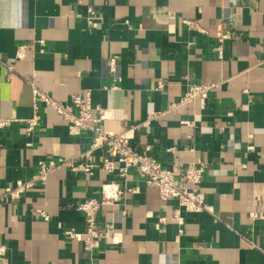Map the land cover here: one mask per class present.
I'll return each instance as SVG.
<instances>
[{"label":"crops","instance_id":"0c3cea01","mask_svg":"<svg viewBox=\"0 0 264 264\" xmlns=\"http://www.w3.org/2000/svg\"><path fill=\"white\" fill-rule=\"evenodd\" d=\"M222 32L232 37L218 58ZM263 55L264 0H0V116L16 119L0 128L1 186L31 180L51 160L76 163L92 142V132L71 134L44 106L27 132L32 84L61 101L90 89L103 130L134 127L133 147L178 171L203 163L210 207L182 209L181 225L177 202L132 169L119 183L137 192L101 206L107 235L90 251L65 231H85L78 204L101 199L102 185L117 178L102 166L88 175L61 163L16 202L0 201V264H264V218L251 217L264 215ZM212 82L207 98L170 109L189 84ZM151 111L162 114L147 131Z\"/></svg>","mask_w":264,"mask_h":264},{"label":"built area","instance_id":"2783aa9c","mask_svg":"<svg viewBox=\"0 0 264 264\" xmlns=\"http://www.w3.org/2000/svg\"><path fill=\"white\" fill-rule=\"evenodd\" d=\"M90 13H95L94 9L89 7ZM229 32H222L218 38V44L215 48L218 58H223L224 41L231 38ZM19 57H22V50L25 46L20 47ZM117 55L110 57L109 71L114 73L117 65ZM264 65V55L261 59ZM9 70L13 69L12 64L6 66ZM159 88L163 87L162 82L158 84ZM215 83H191L188 85L184 95L178 103L171 104L170 109L178 105L191 103L196 99H205L211 92L216 89ZM107 88V87H106ZM33 89V116L26 120V131L31 133L35 126L39 124L42 117L41 108L50 107L67 123L71 134L90 131L93 133L92 142L87 151L80 154L76 163L63 161L60 163L51 160L42 163L38 172L31 180H17L14 184L0 185V201L16 202L22 195L31 188L35 182L42 181L45 183L48 174L59 164L70 166L75 171H83L90 175L97 166H102L108 174H114L117 179L105 182L102 185V198H90L80 202L77 209L83 212L85 221V231L77 233L68 229L65 233L71 239H78L83 242L85 249L92 251L98 242L104 238L105 234L98 224L97 214L103 205H113L121 198L134 194L137 188L121 185L119 181H124L130 170L138 172L146 181V184L155 187L163 201L175 200L177 207L173 211V216L179 224L185 222L181 210L188 212L210 211L209 204L206 201L205 193L202 189L203 175L205 166L201 162L191 161L185 164L181 170L163 166L162 163L147 151L141 152L136 150L131 141L135 136V128L131 127L120 133H111L102 129L101 121L105 117L104 110L100 106H95L92 102V92L90 89H83L70 96L69 101L57 100L51 95L43 92L32 84ZM161 112L151 111L142 126L150 131L152 122L156 120ZM15 118L0 116V128L9 126ZM185 123L194 125L195 120H188ZM103 150L99 158L94 157L96 150ZM148 149V148H147ZM38 216L48 220L50 215L44 209H36ZM251 217L264 218L260 212H252ZM163 220L165 218H162ZM182 231V230H181ZM7 253V246L0 242V259ZM92 264V263H91Z\"/></svg>","mask_w":264,"mask_h":264}]
</instances>
